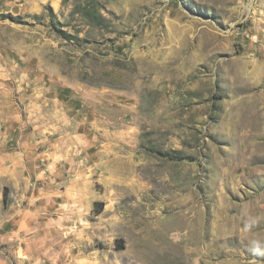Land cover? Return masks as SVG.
I'll return each instance as SVG.
<instances>
[{
    "label": "rangeland",
    "instance_id": "374dc122",
    "mask_svg": "<svg viewBox=\"0 0 264 264\" xmlns=\"http://www.w3.org/2000/svg\"><path fill=\"white\" fill-rule=\"evenodd\" d=\"M0 264H264V0H0Z\"/></svg>",
    "mask_w": 264,
    "mask_h": 264
}]
</instances>
